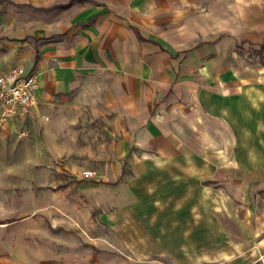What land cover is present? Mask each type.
Returning <instances> with one entry per match:
<instances>
[{
    "label": "crops",
    "instance_id": "obj_1",
    "mask_svg": "<svg viewBox=\"0 0 264 264\" xmlns=\"http://www.w3.org/2000/svg\"><path fill=\"white\" fill-rule=\"evenodd\" d=\"M6 1L42 14L0 30V73L39 86L0 134L57 148L64 108L105 121L90 203L42 206L66 234L35 264H264V0Z\"/></svg>",
    "mask_w": 264,
    "mask_h": 264
},
{
    "label": "rangeland",
    "instance_id": "obj_2",
    "mask_svg": "<svg viewBox=\"0 0 264 264\" xmlns=\"http://www.w3.org/2000/svg\"><path fill=\"white\" fill-rule=\"evenodd\" d=\"M0 4L3 16L0 30L22 31L41 21L37 17L41 16V11L32 7L5 0ZM12 37L32 36L15 34ZM57 115L62 120L59 127L63 139L57 148L52 147L49 132L45 145H36L29 135L23 139L19 132L14 138L0 134V264H35L34 254L38 248L58 233L66 234V229L50 225L51 214L57 212L42 209V206L51 208L52 203L70 197L80 198L84 206L90 203L86 189L79 185L81 181L75 176L93 170V177H84V180L97 178L95 156L99 139L106 136L105 121L87 116V122L81 124V128L67 130L71 122L69 116L72 120L76 118L74 110L64 108ZM61 185L69 186L70 191L60 190ZM60 214L67 217L65 213Z\"/></svg>",
    "mask_w": 264,
    "mask_h": 264
},
{
    "label": "built area",
    "instance_id": "obj_3",
    "mask_svg": "<svg viewBox=\"0 0 264 264\" xmlns=\"http://www.w3.org/2000/svg\"><path fill=\"white\" fill-rule=\"evenodd\" d=\"M39 86L38 75L22 64H14L0 73V126L9 119H22L30 113ZM22 129L19 136H28ZM93 170H85L83 177H93Z\"/></svg>",
    "mask_w": 264,
    "mask_h": 264
},
{
    "label": "trees",
    "instance_id": "obj_4",
    "mask_svg": "<svg viewBox=\"0 0 264 264\" xmlns=\"http://www.w3.org/2000/svg\"><path fill=\"white\" fill-rule=\"evenodd\" d=\"M1 1V0H0Z\"/></svg>",
    "mask_w": 264,
    "mask_h": 264
}]
</instances>
